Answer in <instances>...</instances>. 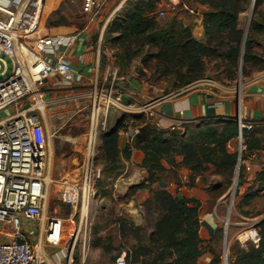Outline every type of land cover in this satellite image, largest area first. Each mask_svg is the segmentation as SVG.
<instances>
[{"label": "crops", "instance_id": "crops-1", "mask_svg": "<svg viewBox=\"0 0 264 264\" xmlns=\"http://www.w3.org/2000/svg\"><path fill=\"white\" fill-rule=\"evenodd\" d=\"M181 5V0H158L156 14L165 20L164 26L173 19L180 18L178 11ZM192 11L190 10L189 13ZM204 11L202 13L193 11L196 14L191 19V24L195 25L198 35L196 38L202 42L207 38L204 29ZM185 21L187 22L188 19ZM94 31L80 32L74 44L61 50L63 53L61 56L74 67L73 75L67 78L54 76L50 85L45 88V98L49 104L43 112L47 136L45 156L47 186L44 210L48 201L59 196V189L64 181H79L86 159L83 152L88 131V119L85 115L87 111L90 112L89 92L98 75L100 77L106 71L118 68L115 85L126 95L128 101L124 100L125 106L117 111L120 115H125L127 121L124 127H121L122 122L115 131L119 135L121 160V164L115 169L119 171L115 186L124 198L132 196L125 204L127 219L136 226L144 225L145 214L142 204L151 196V190L154 189H167L178 199L199 200L201 202L200 237L204 252L198 264H216L218 249L215 242L220 235L222 221L218 209L226 200L227 185L218 181L222 177L216 173L215 166L207 164L206 173L197 175L182 165L184 159L182 155H172L163 159L162 165L165 171L159 174L157 182L151 187L138 189L131 194V189L143 182L148 174L143 166L145 153L138 146L137 135L148 123L161 136L167 137L175 131L190 133L206 125L221 129L226 121L234 118L239 124V131L242 128L243 132L247 133L246 142L255 144L254 147L247 148L244 157L240 159L241 178L235 192L237 203L243 202L241 205L249 209L258 199L259 194L264 195V78L257 77L260 70L244 76L239 88L238 84L236 86L222 83L207 74L206 78L200 80L194 88L157 104L150 115L143 111V107L156 99L148 95L145 87L131 73L124 75L120 72L115 57L106 54L101 48L102 33H99V37L94 36ZM117 122L118 120L110 130L108 125V132L115 128ZM244 124H250L252 128L246 129ZM238 141L239 137L227 144L230 152H238L240 145ZM99 195L103 198L101 193ZM246 196H252V199L245 203ZM259 217H264V213L241 212L237 215L236 221L239 218L242 221L235 224L247 226L246 220ZM2 236L0 235V242L10 240ZM28 239L31 242L35 241V235L28 236ZM52 251L47 250V264H64L62 259L67 257L66 250L56 251V254Z\"/></svg>", "mask_w": 264, "mask_h": 264}, {"label": "trees", "instance_id": "trees-1", "mask_svg": "<svg viewBox=\"0 0 264 264\" xmlns=\"http://www.w3.org/2000/svg\"><path fill=\"white\" fill-rule=\"evenodd\" d=\"M251 0H201L205 5L204 29L206 41L194 38L192 29L184 22L173 19L167 26H160L156 20L158 0H127L122 13L109 24L104 43L118 47L114 53L120 72L128 70L133 59L146 48L154 51L153 56L166 66L165 73L177 78L179 87H188L207 75V59L218 60L233 77L241 65L242 73L249 76L248 63L256 59L254 44L256 35H264V23L254 18L249 34L238 26V19ZM264 0H255V8ZM257 63V62H256ZM262 68L258 69L261 70ZM127 118L121 124L124 127ZM239 124L234 118L226 121L221 129L206 125L192 132H172L161 136L148 123L137 135L138 146L144 151L143 166L147 177L131 189V194L141 188L151 187L165 171L163 159L172 155L184 157L182 165L194 174H205L207 164L215 166V171L223 179L233 176L237 164V152H230L227 144L239 137ZM244 138L247 136L243 132ZM246 140V139H245ZM247 143V148L255 144ZM101 149L105 159L115 170L120 165L118 132L102 136ZM252 196L245 197V203ZM201 202L195 198L178 199L167 189L151 190V196L144 201L143 209L152 217L149 243L143 244L141 231L127 219H119L121 240L127 233L134 234L137 244L131 247L130 257L134 264H198L204 247L200 237L199 208ZM258 244L235 247L231 264H264V220L258 225ZM109 240L112 236L109 234Z\"/></svg>", "mask_w": 264, "mask_h": 264}, {"label": "built area", "instance_id": "built-area-1", "mask_svg": "<svg viewBox=\"0 0 264 264\" xmlns=\"http://www.w3.org/2000/svg\"><path fill=\"white\" fill-rule=\"evenodd\" d=\"M108 1L84 0L83 10L94 14ZM47 4L48 0H0V113L16 109L8 116H0V223L11 228V231L0 230V235L10 239L0 242V264H47V247L59 242L63 230V218L48 216L44 219L47 136L43 112L49 104L45 88L54 76L73 75L74 67L61 56V50L74 44L79 33L85 31L56 33L48 27L47 16L44 18ZM195 14L190 13L191 19ZM190 27L193 31L194 26ZM118 73L116 68L98 75L89 92L88 155L79 181H64L59 189V200L72 208L88 209L99 197L102 171L94 166V149L98 137L108 129L111 110L126 104V95L115 85ZM257 77L264 78V67ZM198 82L184 91L194 88ZM170 97H162L160 102ZM160 102L153 100L145 104L143 111L151 115ZM238 121L242 126L240 118ZM244 126L252 128L250 124ZM239 144L240 160L247 149L242 128ZM260 219L246 230L245 239L238 238L242 245L247 241L258 244L260 236L255 226ZM33 223L39 224L37 231L31 228ZM38 233L41 238L29 241L28 236ZM40 243H43V255L39 253ZM74 246L75 242L69 252L71 258ZM115 264L130 263L119 257Z\"/></svg>", "mask_w": 264, "mask_h": 264}, {"label": "rangeland", "instance_id": "rangeland-1", "mask_svg": "<svg viewBox=\"0 0 264 264\" xmlns=\"http://www.w3.org/2000/svg\"><path fill=\"white\" fill-rule=\"evenodd\" d=\"M126 2L127 1L123 2V0H109L99 12L87 14L83 10L84 0H61L58 8L51 11L47 15V25L49 28H54L56 32L60 34H76L82 30L89 33L95 30L93 32L94 36L99 37V33H102V50L105 51L106 54L114 55V53L118 51V47L113 46L110 42L104 43L106 31L113 19L122 13ZM181 2L182 5L178 11L180 17L178 21L184 22L188 28H191L190 26L192 21L189 13L190 10L202 13L206 7L201 3V0H181ZM121 3L122 5L119 8ZM252 6L253 0L250 1L247 8L239 15L238 26L244 31V33L247 29ZM254 18L261 20L264 23V2L257 8L254 6V12L251 19L253 20ZM90 19H92V21H90ZM187 19L188 21L186 22L185 20ZM156 20L160 26L165 25V20L162 17L157 16V14ZM252 20L249 25L247 35L249 34ZM194 27L193 31L191 32L194 38H196L198 35L196 34L197 32L195 31L196 29ZM256 37L258 39V41L254 44L256 59L249 62L246 68V71L249 73V75L264 67V35H256ZM152 52L154 51H148V48H146L141 55L139 54L133 59V62L128 70L126 69L121 73L124 75L131 73L135 79L145 87V90L148 91V95L152 97V99L158 100L169 95H180L186 87H179L177 84V78L172 74L165 73L166 66L158 61L153 56ZM218 64H220V62L215 60L213 56L207 59V74L213 79L222 83L226 82L236 86L239 83L240 77L241 80L243 79V73H240L241 65L236 74L231 77L226 71L224 72V67H219L216 69ZM15 110V108L6 110L0 113V116H8ZM117 111L118 109L114 108L109 113V130L115 124V122L123 116ZM46 117L48 118V116ZM85 118L88 119L89 128L90 112L87 111ZM106 133H108V129L104 134ZM104 134H101L98 137L93 155L94 166L96 168H100L102 171V177L98 183V188L99 193H101L103 198H101L99 195L95 204L87 209L88 217L83 220L84 222L82 226L80 227L81 221L83 219L84 209H81V206L72 208L63 204L59 200V196L52 199L51 201H48L44 210V219L48 216H58L64 219L63 230L61 232V238L59 239V242L47 247V250H53V254H56V251L62 252L63 249L66 250L67 257L62 259L64 264L65 261L66 264H115L119 257H124L129 261L130 264H134L132 262V258L130 257V250L132 246L137 244L136 237L133 233L129 232L126 234L124 239L121 240L118 229V220L120 218L127 219L128 215L125 212V204L127 203L128 199L132 198V196H129V198H124L117 191L118 189L115 186V181L117 180L119 171L112 170L110 166L111 163L107 162L105 159L104 152L101 149L102 136ZM246 150L243 151L241 158L244 157ZM83 153L85 158V156L88 155L87 145H85ZM237 155V164L233 176L229 179V181L223 178L218 180L219 182H224V185H227L226 189L228 188V192L226 193V200L224 204L219 206L218 209L222 221L220 223V235L217 236L215 242V246L218 249V255L215 258L216 264H231L230 259L235 247L242 248L248 244H252L250 241H247L245 245H242L238 238H246V230L254 223V221H256L257 218L250 219L248 221L246 220L245 222L248 223L247 226H240L237 225V223H240L242 220L239 218V220L236 221L237 215H239L241 212L249 213L251 211L257 212L258 214L264 213V195L259 194L258 199L254 201V204L250 205L249 209H246L245 206L241 205L243 202L241 204L237 203V193L235 196H233L235 182L237 181L238 188L239 179L241 178L242 163L239 160V149ZM237 170L238 176H236ZM260 218L261 217L258 219ZM152 219V217H147L145 214V223L143 226H141L143 227L141 236L143 238L144 245L149 243L148 235L151 231V224L153 222ZM227 219H229V223L226 222ZM235 222L237 223L235 224ZM38 225V223H33L31 228L37 231ZM258 225L255 227L259 232ZM0 227L3 230L11 231V228L8 225L0 223ZM109 234L112 236V241L108 239L110 236ZM39 236V233L35 235V239H39ZM2 237L7 238L5 236ZM74 242L75 246L71 258V256L69 257V252L71 251V247ZM42 244L43 243H40L41 246H43ZM226 253L227 257H225Z\"/></svg>", "mask_w": 264, "mask_h": 264}, {"label": "water", "instance_id": "water-1", "mask_svg": "<svg viewBox=\"0 0 264 264\" xmlns=\"http://www.w3.org/2000/svg\"><path fill=\"white\" fill-rule=\"evenodd\" d=\"M254 6H255V0H253V6H252V9H251V12H250V16H249V20H248V25H247V29H246V32H245V40H244V45H245V41H246V36H247V33H248V30H249V25L251 23V18L253 16V12H254ZM242 66H243V57L241 58V69H240V73H242ZM240 82H241V77L239 79V83H238V88L240 86ZM167 99V98H166ZM125 101H128L127 98H124ZM157 101H161V98L158 99ZM156 103V102H154ZM125 119V115H123L117 122L115 128H113L110 132H108V134H111V133H114L115 131H117V129L119 128L120 124L123 122V120ZM236 176H238V170H237V173H236ZM236 180H237V177H236ZM236 187H237V181L235 182V186H234V195H235V192H236ZM264 220V217H262L258 222H257V225L260 224V222Z\"/></svg>", "mask_w": 264, "mask_h": 264}, {"label": "bare ground", "instance_id": "bare-ground-1", "mask_svg": "<svg viewBox=\"0 0 264 264\" xmlns=\"http://www.w3.org/2000/svg\"><path fill=\"white\" fill-rule=\"evenodd\" d=\"M60 1L61 0H48V4H47V6H46V10H45V14H44V18L51 12V11H53V10H56L57 8H58V6H59V4H60ZM121 5H122V3L119 5V8L121 7ZM50 182V181H49ZM88 217V214H87V209L84 207V212H83V219H82V221H81V225H80V227L82 226V224H83V220H85L86 218ZM227 223H229V219H227V221H226ZM80 230H81V228H80ZM85 245V244H84ZM39 253L41 254V255H43L44 254V250H43V247L41 246H39ZM86 251V250H85ZM225 257H227V253H226V256ZM226 260H227V258H226Z\"/></svg>", "mask_w": 264, "mask_h": 264}]
</instances>
